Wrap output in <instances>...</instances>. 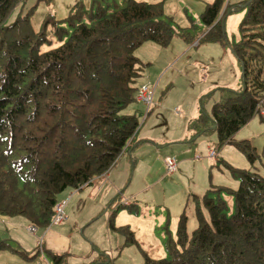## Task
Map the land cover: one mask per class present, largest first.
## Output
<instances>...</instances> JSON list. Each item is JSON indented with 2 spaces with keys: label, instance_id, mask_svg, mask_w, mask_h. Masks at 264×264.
Wrapping results in <instances>:
<instances>
[{
  "label": "trees",
  "instance_id": "16d2710c",
  "mask_svg": "<svg viewBox=\"0 0 264 264\" xmlns=\"http://www.w3.org/2000/svg\"><path fill=\"white\" fill-rule=\"evenodd\" d=\"M19 1L0 0V219L19 216L44 230L63 192L100 178L134 144L139 124L126 109L140 104L136 82L146 66L136 51L146 42L167 48L175 36L193 38L165 15L163 0H125L115 8L95 0L88 9L77 3L63 20L48 17L39 29L29 14L7 23ZM239 10L241 38L229 49L241 69L240 87L202 96L185 142L215 133L216 151L231 146L250 167L234 168L213 151L235 179L233 188L209 181L202 195L191 194L196 226L188 230L184 208L175 238H166L167 258L145 256L144 264H264V173L251 142L235 139L256 114L264 120V0L233 6L213 0L199 22L202 38L223 44L224 20ZM110 226L124 246L136 242L128 227ZM6 246L0 241V250ZM41 250L50 264H65L64 255Z\"/></svg>",
  "mask_w": 264,
  "mask_h": 264
},
{
  "label": "rangeland",
  "instance_id": "374dc122",
  "mask_svg": "<svg viewBox=\"0 0 264 264\" xmlns=\"http://www.w3.org/2000/svg\"><path fill=\"white\" fill-rule=\"evenodd\" d=\"M93 1L95 0H20L9 14L7 23L13 21L17 16L29 14V22L32 28L39 29L46 18L52 17L55 21H61L75 10L77 3L82 4L84 9H88L91 4L94 7L97 5ZM124 1L99 0V3L102 7L115 8L123 6ZM136 1L156 2L160 0ZM163 1L168 13H171L172 7L177 6L179 8L184 23L190 25L184 29H188L193 41L186 43L175 36L167 48L158 46L159 48H156L158 50L152 51L150 47L154 43H147L144 48L143 46L140 48L143 52V55H139L140 60L144 64L146 60H151L152 65L142 67L137 86L142 85L151 88L155 86L152 106L146 115L145 107L138 103H133L126 112L133 111L135 113L137 111L138 116L140 115L138 132L133 140L134 144H137L139 139L144 138V135L148 136L145 137L147 141L146 143L141 141L135 146L134 144L130 145L112 166L110 178L112 175L115 177L116 173L119 174L123 170L121 174L124 190L119 193V196L116 197L115 194L112 199L105 200L106 202L104 201L102 207L96 209L92 218L83 223L86 227L82 229L78 226V222L87 211L79 210L80 202L74 203V199L71 201L69 205V208L72 207L71 214L69 217L67 215L68 221L65 220L62 225L64 234L69 236L71 240L69 253L72 256L67 260L69 264L77 259H85V264H87L89 257L79 251V244L88 243L91 247L95 240L102 249L103 246H108L107 240H109L110 233L122 236L118 230L111 228L110 222L113 227L122 224L133 228L136 237L135 243L123 246L124 249L120 255L116 252L114 254L110 251L107 252L110 257L117 254L112 261L113 263L110 264H138V261L142 263V256L139 253L138 255L133 254L137 248L144 252L149 251L147 252L148 255L156 256L154 258H167L166 238L167 236L175 238L176 222L184 208H186L185 213L188 217V230L196 226L193 205L191 199L188 201V197L191 194L202 195L208 188L209 179L214 183L219 182L220 186L231 187L235 183V179L227 169L222 168L221 164L218 163L219 161L214 162V164L211 162L213 165L212 172L207 177L210 161L207 155L209 147L206 148V154V150L201 149L196 142L187 150L186 154H180L181 157L179 153L185 146L182 144L169 145L168 142L172 138H180L188 118L192 116L194 111L200 112L199 101L204 95L202 92H206L207 87L210 88L213 85L216 89H239L241 69L229 46L240 41L239 24L245 11L231 12L226 16L223 23L225 40L221 44L202 38L205 29L199 22V15L205 3L213 0ZM227 1L229 5L233 6L246 0ZM181 19V17L174 19V23L179 29H183L179 25ZM47 30L49 32V29ZM52 41L54 45L58 44L53 37ZM196 42L197 47L194 48ZM184 48L189 49L190 53L183 58L181 54ZM156 51H159L160 54L157 55ZM179 56L180 58H178ZM162 59L166 61V65L169 62L172 63H169L166 70L172 68L166 74V71L158 69ZM177 61H179L177 65L173 66ZM148 75L153 79H150ZM162 75L164 76L158 84ZM213 97L216 99L217 95L214 94ZM211 104L212 101H206L203 104L204 109L209 110ZM201 137L207 139L205 144H211L214 152H218L216 155L223 149L216 151L217 137L215 133L211 132ZM235 139H246L251 142L258 154L256 167L261 173H264V120L260 115L256 114L252 121L235 135ZM239 153L235 154L234 158L229 156L230 160L237 165L242 162L239 155L243 156V154ZM166 155L167 157H165ZM195 155H199L200 159H195ZM170 158H175L177 165H181L180 158L185 161L181 166H177V171L167 175L164 160ZM110 178L108 183L103 185L104 188L109 185ZM87 189L83 188L81 191L67 190L63 198L69 197L71 192L74 195ZM187 201L188 204L186 205ZM87 208L89 209V207ZM102 208H104L103 212L101 211ZM77 215L80 218H77ZM27 228L26 221L19 216L0 219V241H5L9 246L0 250V264H46V258L41 251L39 252V246L42 244V231L37 229L34 233H30ZM152 236L158 239V243H161L164 248L165 252L162 257H158L159 254L156 249H152ZM74 244H76V248L73 247ZM77 254H81V256L76 257ZM81 263L82 260H78V264Z\"/></svg>",
  "mask_w": 264,
  "mask_h": 264
},
{
  "label": "crops",
  "instance_id": "0c3cea01",
  "mask_svg": "<svg viewBox=\"0 0 264 264\" xmlns=\"http://www.w3.org/2000/svg\"><path fill=\"white\" fill-rule=\"evenodd\" d=\"M242 1H240V3H241ZM208 3H210V2H207V3H205V5L206 4H208ZM205 5H204V7H203V9L205 8ZM163 10H164V13H165V15L166 16H168V17H171L172 19H173V21H174V19H175V17H181L182 19L180 20V22H179V25L181 26V28H188V27H190V25H187V24H185L184 23V18L181 16V13L179 12V8L176 6V7H172V9H171V13H168V11H167V9H166V7H165V4H164V7H163ZM203 11V10H202ZM201 11V12H202ZM147 43H151V42H146V43H144L142 46H143V48H144V46H145V44H147ZM151 44H153V43H151ZM142 46L140 47V48H142ZM156 46V47H155ZM158 46L157 45H155V44H153V46L152 47H150V48H152V51H155V50H158V49H156ZM197 47V43H195L194 44V48H196ZM138 49L137 51H136V56L139 58V55L140 54H142L143 52L141 51L142 49ZM149 48V47H148ZM159 48V47H158ZM157 52V55H159L160 54V52L159 51H156ZM190 53V50L188 49V50H186L185 48H184V50H183V52H182V56L181 57H185L187 54H189ZM143 55V54H142ZM178 58H180V56L178 57ZM182 58V59H183ZM143 59H148V58H143ZM139 60H140V58H139ZM181 60V59H180ZM179 60V61H180ZM141 61V60H140ZM173 61V60H172ZM176 61V60H175ZM179 61H177V62H175L174 64H173V66H175V65H177V63L179 62ZM142 62V61H141ZM165 60H163L162 59V61H161V66H159V68L158 69H162L163 71H166L165 72V74L169 71V70H171V68L170 69H168V70H166L167 68H168V65H169V63H171V62H169L167 65L165 64ZM142 63H144V62H142ZM172 64V63H171ZM196 64V63H195ZM145 65H152V61L151 60H146V63H145ZM199 65V64H198ZM197 66V65H196ZM197 68H199V67H197ZM164 74V75H165ZM164 75H162L161 77H160V79H159V81H158V84L161 82V80H162V78H163V76ZM149 76V75H148ZM150 77V76H149ZM150 79H153V78H151L150 77ZM203 79V78H202ZM138 81H139V79H138ZM137 84H138V82H137ZM146 85V84H145ZM142 86V85H141ZM152 88H154L155 89V86L154 87H152ZM214 89H216L213 85L212 86H210V88H208L207 87V89H206V92H202V93H204V95H206V94H208V93H210L211 91H213ZM204 95H202V96H204ZM201 96V97H202ZM142 105V104H141ZM143 106V105H142ZM144 107V106H143ZM129 109V108H128ZM127 110V109H126ZM128 113H130V114H134L135 115V117L137 118V120H138V118L140 117V115L138 116V114H137V111L134 113L133 111L131 112H128ZM195 113V114H194ZM146 115V114H145ZM142 116V115H141ZM199 116V112L197 111V113L194 111L193 112V114H192V116H190L189 118H188V120H187V122H186V126H185V129H184V132L183 133H181L182 134V136L180 137V138H172V140H170V142H168V144L169 145H175V144H182L183 146H185V147H183L184 149H182L181 151H180V153H179V155L180 154H186L187 153V150L188 149H190L191 148V146L192 145H195V144H189V143H187V142H185L186 140H187V138H188V135H189V131L187 130V126H188V122L190 121V120H193V119H195L196 117H198ZM138 132V131H137ZM145 137H148V136H146V135H144V138H141V139H139V141H142V143H146V141H147V138H145ZM133 139H135V137L133 138ZM142 139H145V140H142ZM174 139H176V140H174ZM207 139H203L202 137H200V138H198L197 140H196V144H199L200 145V148L201 149H204V151L206 152V154H207V149L206 148H210L208 151H209V153L207 154L208 155V157H209V159H210V161H209V167H208V169H209V172L207 171V177L210 175V173L212 172V168H213V165L212 164H214V162L216 161V157H215V155L214 156H210V153L212 152L213 154H214V152H213V150H212V145L211 144H205V141H206ZM148 141H150L151 142V140H148ZM238 151L235 149V148H233V147H224L220 152H219V154L217 155V157H219V158H222L224 161H227L226 163H230L234 168H239V169H248L249 168V163L247 162V160L245 159V157H243L239 152V157L241 158V164L240 165H237V164H235V163H233L231 160H230V158H229V156L230 157H235V154H238L237 153ZM181 156V155H180ZM165 157H167V155L165 156ZM165 157H164V159H165ZM182 157V156H181ZM181 159V161L182 162H180V164L182 165L183 163H184V161L185 160H183V158H180ZM195 159H200V156L199 155H195ZM165 161V160H164ZM177 162V161H176ZM211 162H212V164H211ZM229 164V165H230ZM181 165H177V166H181ZM221 166H222V168H224V166H223V164H221ZM218 170V169H217ZM219 170H221L220 168H219ZM176 171H177V169H176ZM165 172H166V170H165ZM121 173H123V170L121 171ZM121 173H116L115 174V177H113V175H112V178H110V174H111V171H110V173H109V176H108V178L107 179H104V178H95V179H93L89 184H87V185H85L83 188H88L87 190H85V191H83V192H78L77 194H74V195H72L71 196V198H70V200H69V202L67 203V206L65 207V209H64V211H65V216H66V220L68 221V218H67V215H68V217L70 216V214H71V209H72V207L71 208H69V205H70V203H71V201L74 199V203H78V202H80V205H81V207L79 208V210H81V209H83L82 210V212L83 211H87V213L83 216V217H79V215H77L76 217L77 218H80V220H79V222H78V226H80L81 227V229L82 228H84V227H86V225L85 224H83V223H85V221H87L88 219H91L92 218V216L96 213L95 211H96V209L98 208V207H102V205L108 200V199H112V197H113V195H118L121 191H123L124 189H123V187H122V185H123V182H122V178H123V176H122V174ZM167 174V173H166ZM167 175H171V174H167ZM109 178L111 179L110 180V182H109V185H107L105 188L103 187V185H105V184H107L108 183V181H109ZM213 178V177H212ZM98 180V181H97ZM209 181H211V184H213L214 182H212V180H210L209 179ZM209 181L207 182V187H208V185L210 184L209 183ZM233 181V180H232ZM214 186H216V185H218V186H220V184H219V182H215L214 184H213ZM233 185L234 184H232V186L231 187H233ZM83 188H81V190L83 189ZM80 190V191H81ZM64 193L65 192H63L60 196H59V198H58V201L59 200H62V199H64L63 198V195H64ZM106 200V201H105ZM105 201V202H104ZM82 203H83V205H82ZM83 206V207H82ZM87 207H89V209L87 208ZM69 208V209H68ZM103 210H104V208H102V212H103ZM100 211V212H101ZM99 212V213H100ZM182 213V212H181ZM180 213V214H181ZM180 216V215H179ZM179 218V217H178ZM93 219H95V218H93ZM92 219V220H93ZM176 224H177V222H176ZM62 225H63V223L62 224H54V225H50V223H49V225L44 229V230H41L42 231V235H43V237H41V239H42V248L43 249H45V250H47V251H49V252H52V253H55V254H58V255H64V262H65V264H69V261H67L71 256H72V254H70L69 253V251H70V246H71V240H70V237L69 236H66V234H64V232H63V229H62ZM77 225V224H76ZM27 226H28V224H27ZM28 227H30V226H28ZM55 227H57V228H55ZM119 227H128L129 228V230L132 232V234H133V236L135 235V233H134V229L133 228H130L129 226H126V225H122V224H118V226H116L115 228H119ZM28 229V228H27ZM134 239H135V241H136V237L134 236ZM107 240V239H106ZM124 241H125V239H124V237L123 236H119V235H116V234H111L110 233V235H109V240H107V245L108 246H103V248L101 249L98 245H97V243H96V241L94 240V244H91V247L89 246V244L88 243H84V245L83 244H79L78 246H79V251H82V253H84L83 255H85V256H87V257H89V259H88V261L86 262L87 264H110V263H113L112 261L116 258L115 256L117 255V254H121L122 253V251H123V246H124ZM159 241H158V239H156L154 236H152V238H151V243H152V249L154 250V249H156V251H157V253L159 254V256L158 257H162L163 255H164V248H163V246L161 245V243H158ZM74 248H76V244H74V246H73ZM41 248V246H39V249H42ZM111 252L112 254H114L115 252L117 253L115 256H112V257H110L109 255H108V253L107 252ZM78 252V251H77ZM77 252H75V253H77ZM147 252H149V251H146V252H144L143 250H140V249H138L137 248V250L136 251H133V254L134 255H138V253H139V255H141L142 256V263L140 262V261H138V264H144V258H145V256H147L148 258H150V259H153V260H159V259H163V258H154V257H156V256H153V255H151V254H149L148 255V253ZM41 253H42V255H44L43 254V251L41 250ZM152 253V252H151ZM77 256H81V254L79 255V254H77L76 255V257ZM44 257H45V255H44ZM46 258V257H45ZM78 260H82V263L81 264H85V259H77L76 261H73V263L72 264H78ZM46 264H50L49 263V261L46 259Z\"/></svg>",
  "mask_w": 264,
  "mask_h": 264
},
{
  "label": "built area",
  "instance_id": "2783aa9c",
  "mask_svg": "<svg viewBox=\"0 0 264 264\" xmlns=\"http://www.w3.org/2000/svg\"><path fill=\"white\" fill-rule=\"evenodd\" d=\"M153 95H154V88H151L148 86H142L138 90L136 99L140 104H142L145 107V114L148 113V111L150 110V107L152 106ZM261 116L264 118V109L261 110ZM210 156H213L212 152L210 153ZM164 167H165L167 174L174 173L177 169V162L175 158L166 159L164 161ZM110 171H111V168L107 170L105 173H103L101 178L107 179ZM72 195H73V192L70 193L69 197L57 201V203L54 205L53 215L50 220V225L62 224L66 220L64 209L67 206V203L69 202ZM36 230L37 228L35 226L28 227V231L30 233H34Z\"/></svg>",
  "mask_w": 264,
  "mask_h": 264
},
{
  "label": "water",
  "instance_id": "95a60500",
  "mask_svg": "<svg viewBox=\"0 0 264 264\" xmlns=\"http://www.w3.org/2000/svg\"><path fill=\"white\" fill-rule=\"evenodd\" d=\"M223 26V25H222ZM223 28V27H222Z\"/></svg>",
  "mask_w": 264,
  "mask_h": 264
},
{
  "label": "bare ground",
  "instance_id": "6f19581e",
  "mask_svg": "<svg viewBox=\"0 0 264 264\" xmlns=\"http://www.w3.org/2000/svg\"><path fill=\"white\" fill-rule=\"evenodd\" d=\"M98 181V180H97Z\"/></svg>",
  "mask_w": 264,
  "mask_h": 264
}]
</instances>
